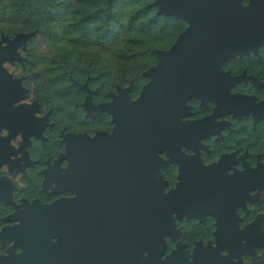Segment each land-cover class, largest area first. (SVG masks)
Segmentation results:
<instances>
[{
	"label": "water",
	"instance_id": "95a60500",
	"mask_svg": "<svg viewBox=\"0 0 264 264\" xmlns=\"http://www.w3.org/2000/svg\"><path fill=\"white\" fill-rule=\"evenodd\" d=\"M154 5L159 15L187 21V29L169 50L155 51L158 63L144 73L149 81L134 103L128 89H120L112 103L98 106L88 92V112L113 115L114 133L68 140L72 173L69 169L62 177L58 168L51 172L57 190L74 189L75 197L28 207L22 217L37 223L10 233L39 251L12 255L0 264H222L210 249H197L188 263L181 247L162 261V236L171 233L169 214L174 209L200 217L213 213L220 219L222 236L234 233L230 218L235 214L226 206L243 201L250 186L264 190V175L246 169L228 178L230 159L204 166L199 158L184 155L181 144L195 148L208 127L216 125L210 118L184 123L180 118L187 114L185 102L193 95L215 102L216 113L260 112L263 106L249 107L226 92L225 86L234 80L221 72V63L264 46V0H249L246 7L239 0H155ZM19 43L13 39L0 48V129L26 135L40 125L29 118L30 109H13L21 92L2 69L16 59ZM162 149L179 168L175 197L164 196L155 178L166 164L157 156ZM5 150L0 144V163L7 162ZM214 192L220 199L212 197ZM243 235L245 242L251 241ZM49 236L59 238L48 244ZM144 251L147 257L141 262Z\"/></svg>",
	"mask_w": 264,
	"mask_h": 264
},
{
	"label": "rangeland",
	"instance_id": "374dc122",
	"mask_svg": "<svg viewBox=\"0 0 264 264\" xmlns=\"http://www.w3.org/2000/svg\"><path fill=\"white\" fill-rule=\"evenodd\" d=\"M143 1L155 8L159 15V8L154 5L155 0ZM239 1L243 7L249 4V0ZM171 18L177 22L157 37L168 41L162 51L169 50L188 27L187 21ZM55 26L58 29L60 25ZM13 39L20 41L16 59L2 66L4 73L15 81L21 92V96L13 103V109H30L32 112L29 118L39 124L40 128L26 135L22 130L0 129V144L6 147L4 156L7 159V162L0 163V259L19 256L23 252L39 251V247L32 242L10 233L14 228L37 223L22 217L28 207L35 204L49 206L59 199L75 197L74 189L57 190L54 180L48 183V175L54 168L59 169L62 177L66 176L69 169L72 173L68 140L95 139L100 134L114 133L117 123L113 115L102 113L91 116L88 112L85 103L88 92L94 106L112 103L120 89H128V98L134 103L149 81L144 73L158 63L155 52L153 57L137 59L97 50L91 57L96 62L94 73L88 74L82 81L84 74L80 67L84 65V61H80L75 71L76 77L69 74L65 78L58 75L57 65L54 63L59 60L63 50L77 54L73 45L58 43V46L51 47L40 34L20 32L13 36L1 34L0 48L7 47ZM83 56L81 51V58ZM221 72L234 80L225 86L226 92L247 101L249 105L263 106L260 109L262 115L233 112L217 116L214 113L215 102L190 96L185 102L187 114L180 118V123L215 115L223 125L200 140L197 148L181 145V151L199 158L205 166H219L224 157L234 158L235 163L228 168L229 176L248 165L262 174L264 161L253 162L247 158L250 154L248 150L259 148L257 152L264 153V129H253L247 120L250 118L253 124L260 119L264 120V46H259L256 52L248 51L247 54L225 59L221 63ZM233 130L235 136L232 135L234 137L231 139ZM251 143L254 145L248 150L244 148ZM237 144H242L243 147H235V150L234 146ZM239 148H244L245 152H239ZM157 156L166 163L155 172L159 188L164 196L175 197L178 195L177 186L180 182L179 169L175 162L170 161L165 149L160 150ZM245 194L242 204L233 202L230 205L236 215L233 225L235 229L248 232L257 240L256 243L247 245L237 238L233 241V247L221 248L220 259L226 260V264L241 262L243 253L254 259L256 249L264 250V191L260 187H252ZM169 226L171 233L162 236V261L177 252V246L180 245L188 260L192 259L196 246L203 249L219 247L216 239L217 218L211 214L200 217L192 212L182 213L181 209H174L169 214ZM58 238L49 236L47 243H54ZM146 257L147 252L144 251L140 261L143 262Z\"/></svg>",
	"mask_w": 264,
	"mask_h": 264
},
{
	"label": "trees",
	"instance_id": "16d2710c",
	"mask_svg": "<svg viewBox=\"0 0 264 264\" xmlns=\"http://www.w3.org/2000/svg\"><path fill=\"white\" fill-rule=\"evenodd\" d=\"M176 22L157 15L143 0H0V35L35 32L51 47L73 45L77 54L63 50L54 63L58 75L65 78L69 74L76 77L84 61L82 81L94 73L96 62L91 57L95 51L137 59L153 57L168 43L157 39L158 35ZM255 264H264V253Z\"/></svg>",
	"mask_w": 264,
	"mask_h": 264
},
{
	"label": "flooded vegetation",
	"instance_id": "af4514ba",
	"mask_svg": "<svg viewBox=\"0 0 264 264\" xmlns=\"http://www.w3.org/2000/svg\"><path fill=\"white\" fill-rule=\"evenodd\" d=\"M216 104V103H215ZM248 106L249 107H253L252 105H249L248 104ZM254 107H257V108H259L260 106H257V105H254ZM216 109H217V104H216V108H215V111H214V113H215V115H222V114H228V113H233L234 111H224V112H220V113H216ZM244 113H253V114H255V115H257V116H260V115H262L261 114V112H259V113H256V112H254V111H250V112H243V113H238V114H244ZM207 116V117H205V118H203V119H200V120H197V121H193V122H198V121H202V120H205V119H208V118H210L211 119V123H213L214 125H216V127L215 126H210V127H208V129H207V131L205 132V134L204 135H202L201 137H199L198 138V140H197V143H198V145H199V141L200 140H202V139H204V138H206L208 135H210V134H212V133H214L216 130H217V128L218 127H221L222 125H223V122H221V121H218L217 119H216V116ZM248 124H249V126L250 127H252L253 129H257V128H263L264 129V120L263 119H260L258 122H256V123H254L253 124V121H251V119L249 118L248 120ZM189 122H192V121H189ZM215 130V131H214ZM214 131V132H213ZM232 135H234L235 136V133H234V130H233V133L232 134H230V136H231V139L234 137V136H232ZM264 137V136H263ZM230 138V137H229ZM228 140V139H227ZM250 142V141H249ZM254 142V141H253ZM255 143H257V142H255ZM182 145V144H181ZM181 145H180V149L182 148L181 147ZM197 145V146H198ZM252 145H254L253 143H251V144H248V146L246 145L244 148H247V150L250 148V147H252ZM182 146H184V147H187V146H185V145H182ZM242 146V144H237V145H235L234 146V149L236 150V148H238V147H241ZM236 147V148H235ZM243 147V146H242ZM188 148H193V147H188ZM195 148H197L196 146H195ZM244 148H239L240 150H239V152H245L244 151ZM259 149V148H258ZM248 150L249 151V157L247 158V160H249V161H255V162H257V161H264V153H258L257 151H259V150ZM184 155H186V154H184ZM186 156H189V157H193V156H191V155H186ZM225 158H227V159H230V162L227 164V167H226V176L228 177V178H232V177H234L236 174H241V173H244V170H248V171H253V172H255L256 173V176H262V175H264V173H262V174H259L257 171H255V170H253V169H251L250 167H249V165L248 166H246L242 171H240V172H236V173H234V175L233 176H229L228 175V168H229V166H231V165H233L234 163H235V160H234V158H229V157H225ZM205 166V165H204ZM178 167V166H177ZM179 169V168H178ZM53 173H51V174H49L48 175V183H50L51 182V180H54L53 179ZM55 181V180H54ZM56 183V182H55ZM252 187H260V188H262L261 186H250L249 188H252ZM248 188V189H249ZM247 189V190H248ZM247 190L245 191V193L247 192ZM262 190H263V188H262ZM264 191V190H263ZM244 195H246V194H244ZM212 197H214V198H217V199H220V196H219V193L218 192H214L213 193V196ZM66 199V198H65ZM68 199V198H67ZM70 199V198H69ZM233 202H236V203H238V204H242V201L241 202H238V201H236V200H233V201H231L226 207L229 209V210H231L232 212H234L230 207V205L233 203ZM207 214H211V215H213V216H215L216 218H217V232H216V239H217V241H218V245H219V247H215V248H201V247H199V246H196V248H195V250H194V252H193V255H194V253H195V251L197 250V249H199L201 252H204V251H206L207 249H210V250H212V251H216L217 252V258H216V260H217V262L218 263H222V264H226V260H223V259H220V249L221 248H231V247H233L232 245H233V241H234V239H237V238H240V239H242L244 242H245V240H244V235H243V233L244 234H247L248 235V237H249V239H251V241L250 242H245V244H247V245H250V244H254V243H256V240L257 239H255V238H253L252 236H251V234L250 233H248V232H245V231H241V230H238V229H235V227H234V225H233V222H234V220L236 219V215H235V219L233 220L232 218H230V221H231V223H232V230H233V232L235 231V232H242L241 234H237V233H230V234H227V235H224V236H222L221 234H220V227L218 226V223H219V221H220V219H219V217L218 216H216L215 214H213V213H207ZM235 214V213H234ZM223 237L225 238V239H223ZM58 240V239H57ZM56 240V241H57ZM222 240H226V241H222ZM178 247H181L182 248V253H183V251H184V248L180 245V246H177V251H178ZM264 253V250L263 249H261V248H258V249H256V251H255V258L254 259H252L249 255H247V254H245V253H243L242 254V256H241V262H239V263H236V264H255V262H256V260L262 255ZM186 258H187V256H186ZM193 261V257H192V259L191 260H188V258H187V262L188 263H191Z\"/></svg>",
	"mask_w": 264,
	"mask_h": 264
}]
</instances>
